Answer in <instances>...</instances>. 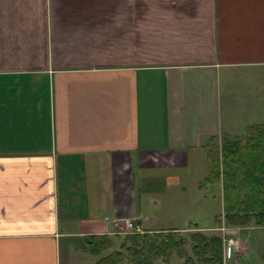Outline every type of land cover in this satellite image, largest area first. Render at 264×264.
I'll return each instance as SVG.
<instances>
[{
  "label": "crops",
  "instance_id": "crops-1",
  "mask_svg": "<svg viewBox=\"0 0 264 264\" xmlns=\"http://www.w3.org/2000/svg\"><path fill=\"white\" fill-rule=\"evenodd\" d=\"M258 79L264 0H0V264H75L125 219L168 229L149 187L171 199L198 150L239 135L223 95Z\"/></svg>",
  "mask_w": 264,
  "mask_h": 264
},
{
  "label": "trees",
  "instance_id": "trees-1",
  "mask_svg": "<svg viewBox=\"0 0 264 264\" xmlns=\"http://www.w3.org/2000/svg\"><path fill=\"white\" fill-rule=\"evenodd\" d=\"M206 153L208 172L200 186L220 184L225 222L229 226L264 227V123L249 125L239 135L222 133L219 146ZM113 235L118 236L83 238L85 250L95 256L92 264H153L158 259L168 260L172 252L180 264H223L222 238L198 230L188 235L176 229L130 232L118 249Z\"/></svg>",
  "mask_w": 264,
  "mask_h": 264
},
{
  "label": "rangeland",
  "instance_id": "rangeland-1",
  "mask_svg": "<svg viewBox=\"0 0 264 264\" xmlns=\"http://www.w3.org/2000/svg\"><path fill=\"white\" fill-rule=\"evenodd\" d=\"M235 84L238 85L239 81H236ZM257 85L258 89L253 84L250 90H247L250 101H237L226 105L227 96L223 95V123L224 125H228L234 122V130L237 134L243 133L244 127L264 123V82L258 79ZM243 86L244 84L242 83ZM219 144L220 137H215L209 140L206 147H202L196 152L195 158H191L190 165L186 169L187 174L183 170L185 174H181L177 183L171 186L175 194L171 198L172 200L168 196L166 197L169 184L164 179H161V183L157 186L154 184L155 189H152L151 185L149 193H147L146 202L144 203L146 204V213L150 218L156 219L158 222H164L162 223L163 228L176 229L184 235L198 230L209 236H220L223 243V264H264V228L229 226L223 217L220 184L215 183L209 188H201L200 186L208 172L206 151L208 152V149H213L215 146H219ZM158 187L160 191L158 194L163 196L161 200L151 193V190L156 192V188ZM174 199L176 201H173ZM155 202L156 205H153ZM174 202L177 204V210L170 209L169 204L171 203L174 206ZM152 222L146 221L145 227H150L149 223ZM241 228L245 229L241 230ZM120 230L125 229L124 227H120ZM154 230L156 229L149 231ZM131 232L136 231L133 230ZM124 235H126L125 232L118 234V236L113 235L115 249L119 248ZM231 237L238 240V245L235 249L228 250L226 242ZM185 249L187 254L191 253L188 244L185 246ZM81 254L71 252V256L73 255L74 258L78 259V263L76 262L75 264H92L96 260L95 256L88 254L86 250L83 254L87 256H82ZM78 255L80 257L77 258ZM81 257H83L82 260ZM181 262L178 255L172 252L168 260L163 261L158 259L153 264H180Z\"/></svg>",
  "mask_w": 264,
  "mask_h": 264
},
{
  "label": "built area",
  "instance_id": "built-area-1",
  "mask_svg": "<svg viewBox=\"0 0 264 264\" xmlns=\"http://www.w3.org/2000/svg\"><path fill=\"white\" fill-rule=\"evenodd\" d=\"M121 227H124L125 230H120L121 233L125 232H131V231H140V228L138 225L135 224V222L131 219H125L123 225ZM228 250L235 249L238 245V240L234 239L233 237L229 238L226 242Z\"/></svg>",
  "mask_w": 264,
  "mask_h": 264
}]
</instances>
